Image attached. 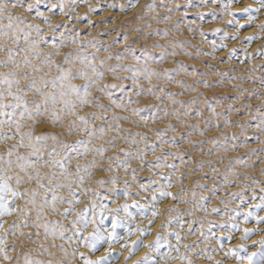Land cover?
<instances>
[{"label":"snow or ice","instance_id":"obj_1","mask_svg":"<svg viewBox=\"0 0 264 264\" xmlns=\"http://www.w3.org/2000/svg\"><path fill=\"white\" fill-rule=\"evenodd\" d=\"M98 8L0 0V264H264V0Z\"/></svg>","mask_w":264,"mask_h":264},{"label":"bare ground","instance_id":"obj_2","mask_svg":"<svg viewBox=\"0 0 264 264\" xmlns=\"http://www.w3.org/2000/svg\"><path fill=\"white\" fill-rule=\"evenodd\" d=\"M90 2H92V3H99L101 5V8L104 9L103 11H101L98 8L96 13H91L90 14L91 19L94 22H100L103 18L107 17V19L103 23H98V29H105V28L111 29V28L117 27V25H120L125 20H131L132 19V12H133V10H130L128 13H121L118 9H111V10L108 9L107 8V4L108 3H112L113 0H90ZM116 2H119V0H116ZM143 2H144V0H141V3H143ZM84 10H85L84 7H82L80 9V11H84ZM189 12H190V14L193 15V13L195 12V9H191ZM206 19H207V17H206ZM208 20H210V19H208ZM85 23H86V21H85ZM208 26H209L208 24H205V27H208ZM96 30L97 29H95V31ZM118 30H121L122 31L123 29H118ZM227 30L228 31H232L231 28H229ZM247 31H249V30L246 29V30L242 31L241 32V35L243 36ZM218 36L219 35L212 34L208 38L209 39H216L219 42ZM105 39H108V37L105 38ZM226 43H228L229 47H231L232 45L237 44L238 42L237 41L229 40V41H226ZM259 43H260V41H257L255 43H253L251 45L250 51H254L255 48L257 47V44H259ZM226 52H227V49H225L222 52H219L217 55H218V57H222V56H224L226 54ZM238 55L240 56V59H243V54L242 53H238ZM254 59H256L257 62H258V59L257 58L254 57ZM210 62L215 63V61H210ZM221 65H223V64H220V66ZM233 65L237 69V71L240 72V73H244L245 67L246 66H250V64H248V65H242V64L239 63L238 60H234L233 61ZM253 146H255V145H253Z\"/></svg>","mask_w":264,"mask_h":264},{"label":"rangeland","instance_id":"obj_3","mask_svg":"<svg viewBox=\"0 0 264 264\" xmlns=\"http://www.w3.org/2000/svg\"><path fill=\"white\" fill-rule=\"evenodd\" d=\"M190 11V10H189ZM191 18V19H190ZM188 19L189 20H195L196 19V17L194 16V15H192V14H189V16H188ZM207 19H211V17H207ZM93 31H95V29H92ZM213 33H208V37H210L211 35H212ZM185 35H191V34H189V33H185ZM216 35H220V34H216ZM104 37V38H103ZM108 36L107 35H101V37H100V39L102 40V41H104V42H106L108 39H105V38H107ZM109 38V37H108ZM199 38L198 37H196V40H198ZM195 42V41H194ZM206 47V46H205ZM209 63H212V62H210V61H208ZM218 67H221V68H224V67H228L227 65H218ZM237 74H242V73H240V72H238L237 71ZM217 91L219 92V91H224L223 89H217ZM253 102H255V101H253ZM234 119L235 118H238V117H233Z\"/></svg>","mask_w":264,"mask_h":264},{"label":"clouds","instance_id":"obj_4","mask_svg":"<svg viewBox=\"0 0 264 264\" xmlns=\"http://www.w3.org/2000/svg\"><path fill=\"white\" fill-rule=\"evenodd\" d=\"M249 2H251V0H244V3H249ZM144 3V2H143ZM143 3H141V5H138L137 6V9H133V12H132V16L135 14V12L139 9V7L140 6H142V4ZM234 7H242V5H235ZM227 18V17H226ZM222 23V22H221ZM212 25H209L208 27H211ZM0 147H4V146H2V145H0Z\"/></svg>","mask_w":264,"mask_h":264}]
</instances>
